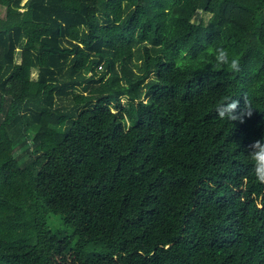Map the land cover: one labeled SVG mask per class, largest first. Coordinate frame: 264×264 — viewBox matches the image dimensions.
<instances>
[{"label":"trees","instance_id":"1","mask_svg":"<svg viewBox=\"0 0 264 264\" xmlns=\"http://www.w3.org/2000/svg\"><path fill=\"white\" fill-rule=\"evenodd\" d=\"M255 141L264 0H0V264H264Z\"/></svg>","mask_w":264,"mask_h":264},{"label":"clouds","instance_id":"2","mask_svg":"<svg viewBox=\"0 0 264 264\" xmlns=\"http://www.w3.org/2000/svg\"><path fill=\"white\" fill-rule=\"evenodd\" d=\"M216 52V60L218 64H227L233 72H238L240 70L239 60L236 58L229 59L228 53L225 49L219 48ZM238 105L239 101H231L223 111L219 112V116L224 119H230L233 121L240 120L243 122V117L251 116L252 112L251 110L237 112ZM251 148L253 149L252 156L257 163V176L262 182H264V143L261 141H255L251 145Z\"/></svg>","mask_w":264,"mask_h":264},{"label":"rangeland","instance_id":"3","mask_svg":"<svg viewBox=\"0 0 264 264\" xmlns=\"http://www.w3.org/2000/svg\"><path fill=\"white\" fill-rule=\"evenodd\" d=\"M24 1L25 0H21V3H23ZM209 16H210L209 13H207L205 11H202V10H197L195 12V14L193 15L192 20L205 24V23H207ZM35 75H36V70L32 69V76H35ZM78 89H81V88L79 87ZM16 149H17V152L20 151V148L18 146L16 147ZM52 216H53L52 214L49 215V221H50V218ZM52 219H53V224L54 225H58L59 221L57 219H55V218H52ZM53 224H52V226H53ZM50 226H51V224H50Z\"/></svg>","mask_w":264,"mask_h":264}]
</instances>
